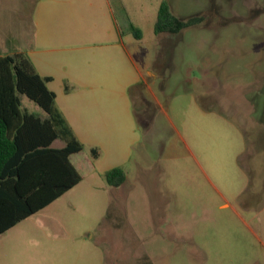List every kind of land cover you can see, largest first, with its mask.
Returning <instances> with one entry per match:
<instances>
[{
	"label": "rangeland",
	"instance_id": "rangeland-1",
	"mask_svg": "<svg viewBox=\"0 0 264 264\" xmlns=\"http://www.w3.org/2000/svg\"><path fill=\"white\" fill-rule=\"evenodd\" d=\"M163 1L191 24L156 34ZM36 2L0 0L1 52L28 47ZM127 2L147 80L133 122L72 155L81 181L0 235L3 264H264V0Z\"/></svg>",
	"mask_w": 264,
	"mask_h": 264
},
{
	"label": "crops",
	"instance_id": "crops-1",
	"mask_svg": "<svg viewBox=\"0 0 264 264\" xmlns=\"http://www.w3.org/2000/svg\"><path fill=\"white\" fill-rule=\"evenodd\" d=\"M127 7V0H37L28 47L0 51L25 52L40 75L52 77L48 87L56 93V108L83 150L86 145L98 148L100 156L114 142L113 135L133 122L134 93L147 84L125 41L131 32L135 36L132 25L136 26ZM143 38L142 33L137 39ZM38 115L46 117L44 111ZM16 243L11 240L9 247ZM5 251L6 245H0V264Z\"/></svg>",
	"mask_w": 264,
	"mask_h": 264
},
{
	"label": "trees",
	"instance_id": "trees-1",
	"mask_svg": "<svg viewBox=\"0 0 264 264\" xmlns=\"http://www.w3.org/2000/svg\"><path fill=\"white\" fill-rule=\"evenodd\" d=\"M191 24L172 13L167 1L160 4L156 34L178 33ZM137 38L139 28L132 25ZM51 76H42L27 53L0 55V234L40 211L78 184L82 175L71 156L83 144L55 106L56 93L49 89ZM69 91V85H66ZM25 95L46 113L42 117L21 108ZM65 142L54 147L57 139ZM94 159L98 148H92ZM106 181L120 186L126 180L123 167L104 172Z\"/></svg>",
	"mask_w": 264,
	"mask_h": 264
}]
</instances>
